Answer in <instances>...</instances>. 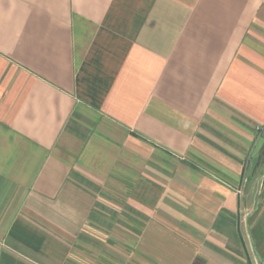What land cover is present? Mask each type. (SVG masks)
Returning <instances> with one entry per match:
<instances>
[{
	"label": "crops",
	"instance_id": "crops-1",
	"mask_svg": "<svg viewBox=\"0 0 264 264\" xmlns=\"http://www.w3.org/2000/svg\"><path fill=\"white\" fill-rule=\"evenodd\" d=\"M264 0H0V264H264Z\"/></svg>",
	"mask_w": 264,
	"mask_h": 264
},
{
	"label": "trees",
	"instance_id": "trees-1",
	"mask_svg": "<svg viewBox=\"0 0 264 264\" xmlns=\"http://www.w3.org/2000/svg\"><path fill=\"white\" fill-rule=\"evenodd\" d=\"M263 159H264V154H263Z\"/></svg>",
	"mask_w": 264,
	"mask_h": 264
}]
</instances>
